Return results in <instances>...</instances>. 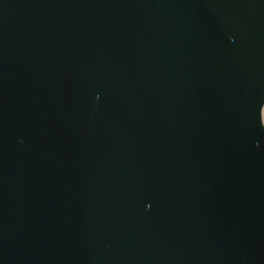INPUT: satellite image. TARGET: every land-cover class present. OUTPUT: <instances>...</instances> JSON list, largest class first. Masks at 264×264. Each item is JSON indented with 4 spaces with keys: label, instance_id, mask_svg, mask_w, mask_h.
I'll use <instances>...</instances> for the list:
<instances>
[{
    "label": "water",
    "instance_id": "obj_1",
    "mask_svg": "<svg viewBox=\"0 0 264 264\" xmlns=\"http://www.w3.org/2000/svg\"><path fill=\"white\" fill-rule=\"evenodd\" d=\"M264 0H0V264H264Z\"/></svg>",
    "mask_w": 264,
    "mask_h": 264
},
{
    "label": "built area",
    "instance_id": "obj_2",
    "mask_svg": "<svg viewBox=\"0 0 264 264\" xmlns=\"http://www.w3.org/2000/svg\"><path fill=\"white\" fill-rule=\"evenodd\" d=\"M262 121H263V125H264V107L262 109Z\"/></svg>",
    "mask_w": 264,
    "mask_h": 264
}]
</instances>
